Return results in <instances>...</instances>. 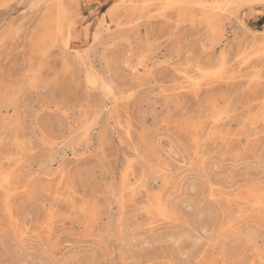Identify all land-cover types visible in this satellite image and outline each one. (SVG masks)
<instances>
[{
  "label": "snow or ice",
  "instance_id": "obj_1",
  "mask_svg": "<svg viewBox=\"0 0 264 264\" xmlns=\"http://www.w3.org/2000/svg\"><path fill=\"white\" fill-rule=\"evenodd\" d=\"M258 2L264 8V0ZM30 6L34 9L40 5L32 3ZM240 6L196 0H144L128 5L139 15L127 27L135 30L138 25L147 23L149 29H157L163 39L154 41L143 36L136 41L113 39L105 44L102 54L98 53L97 43L83 50L74 45L72 42L78 37L71 25L55 30L41 27L31 39V67L11 83L5 82V102L17 109L24 108L22 117L5 121V138L0 141V202L5 206L8 227L19 235L20 221L14 207L22 203H41L44 215L36 225V234L50 240L63 218L58 202L67 200L74 211L93 210L95 205L91 200L62 196L60 189L65 184L71 189L73 179L83 180L86 189L89 186L95 191L103 188L102 173L108 164L109 138L105 134L99 138V143H93L96 140L93 132L99 131L96 117L105 104L115 110L139 97L152 102V93H155L160 98L154 113L155 122L141 132L140 146L127 162L126 174L137 177L130 190L132 199L137 194L147 195L143 207L149 217L148 229L162 231L166 225L182 224L184 230L168 240L163 256L149 261L124 260L108 264H264V177L258 189L246 190L244 197L232 188L234 181L228 180L244 151L256 140L264 160V42L256 54L246 52L233 58L223 50L207 55L217 47H224L218 44L221 33L209 10ZM8 7V3H0V8ZM119 7L121 5H113V9ZM18 32V25L6 27L0 33V45L6 49L10 43H15ZM191 36L206 40L203 54L187 46L191 44ZM100 40L101 31L97 28L96 42ZM164 40L172 42L170 51L160 55ZM96 56L99 63L94 64ZM257 56L259 75L254 72L245 75V68H255L252 60ZM53 57L63 60L62 67L50 63ZM240 80L245 81L244 92L259 93L261 97L258 108L252 105L243 108V123L237 132L247 131L249 135L248 143L242 147L236 143V135L224 131L225 122L238 114L232 111L230 100L209 94L198 110H193L186 100L181 104L183 98L177 96L178 92L194 93L199 100L205 87L231 85ZM10 115L16 116L11 112ZM66 129H70V134ZM173 131L176 132L173 149L183 152L186 163L187 158H191L193 187L185 204L190 214L187 219L178 215L171 195L165 198L163 191L154 192L148 187L155 177L163 179L165 189L180 190L179 186L174 188L176 174L171 173L165 163L163 150L154 149L150 139L160 132L171 135ZM131 139L129 136V141ZM239 139L242 142L244 137ZM68 141L79 145L83 154L75 153L66 162L58 149ZM89 155L95 163H80ZM25 156L37 157L39 163V170L30 172L27 182L18 170V162ZM49 168L51 171H46ZM261 170L264 171V164ZM220 177L223 183L218 182ZM53 192L56 193L54 199ZM207 208L212 209L211 213L201 211ZM193 213L195 215H191ZM204 219L215 221L216 226L211 233L205 228L201 236L199 228ZM209 235L214 239L208 240ZM232 239L237 240L239 248L229 246ZM144 247L151 245L145 243ZM209 255L211 258L205 259ZM50 256L47 260H8L0 264H106L83 259L73 252L59 256L50 253Z\"/></svg>",
  "mask_w": 264,
  "mask_h": 264
},
{
  "label": "rangeland",
  "instance_id": "obj_2",
  "mask_svg": "<svg viewBox=\"0 0 264 264\" xmlns=\"http://www.w3.org/2000/svg\"><path fill=\"white\" fill-rule=\"evenodd\" d=\"M50 1L0 0V3L6 2L10 5L6 9L0 8V33L6 27L19 26L15 43H10L6 49L0 45V141L5 138L3 135L5 121L11 122L14 118H20L24 115L23 107L17 109L14 105L5 102V82L11 83L15 78L23 76L31 67V39L37 33L41 16ZM61 1L67 10L65 27L72 26L74 34L78 37L72 43L78 45L80 50L92 43H97L98 53L102 54L105 42L110 40L109 36H127L133 41L138 40L141 36L145 39L151 38L154 41L157 38L163 39L160 32L155 28L150 30L147 23L138 25L135 30L127 27V25L134 23L135 18L139 15L138 12L127 8L129 2L116 8L117 10L113 13L105 14L111 5L120 0ZM135 1L141 3V0ZM32 3L40 6L33 9L30 6ZM254 9L255 11L251 12L249 7L245 6L238 12L233 10L232 14H227L223 19L224 26L222 27L225 38L222 37L219 40L220 43L218 42L224 47L223 49L217 47L207 55H213L223 50H226L233 58L246 52L252 54L260 46L257 43L264 38L263 35L256 32L262 31L264 28V8L257 5ZM155 23L153 22V24ZM85 25L87 27H84ZM97 28L101 31L99 42H96ZM205 42V39L191 36V44L187 46L195 51H201L200 53L203 54L204 50H202L201 45ZM171 43V41L164 40L159 54L165 55L169 52ZM253 60L258 62L260 67L259 58ZM50 63L53 66L62 67L63 60L53 57ZM93 63H99V56L94 57ZM249 71L244 69L245 75L249 76ZM77 76L79 77V73ZM244 83L245 81L240 80L231 85L213 84L211 87H205L199 100L194 93L178 92L177 96L183 98L181 104L186 100L193 110H198L200 103L205 101L209 94L218 96L221 100H230L233 105L232 111L238 114L225 122L224 131L231 133L230 135H236V143L242 147L248 143L249 135L247 131L237 132L243 123V108L248 105L258 108L261 99L259 93L244 92L242 89ZM159 99L155 93H152V102L146 101L144 97H139L115 110L108 104L104 105L96 117L99 131L94 130L93 132V135L96 136L93 143H99V138L105 134L109 138V144L106 147L108 164L102 173L104 177L103 188L95 191L89 186L86 189L83 180L75 179L72 180L71 189L65 184L60 189V195L75 200L84 197V200H91L95 207L89 212H81L79 210L74 211L67 200L58 202L63 218L58 224V230L51 234L50 240L47 236L41 237L36 234V225L39 224L44 215L41 203L27 205L22 203L19 207H14L15 214L20 221L18 227L22 232L24 231L23 228L26 227L24 236H16L14 230H11L5 223V206L0 202V262L47 260L51 258L50 253L59 256L73 252L83 259L105 261L108 264V262L124 260L149 261L153 257L165 254L168 240L179 236L184 230L183 225H166L162 231L148 229L146 222L149 217L143 207L147 203V195L137 194L133 200L130 190L133 188L137 177L134 174H126L127 162L135 156L136 147L140 146L141 132L145 126L150 128L155 122L154 113L158 108ZM159 110L162 111L163 108L161 107ZM10 112L15 113L16 116H11ZM28 123L31 124L30 119ZM66 131L70 134V129H66ZM129 136L132 138L131 141H129ZM240 136L244 137L242 142L239 139ZM174 137H176L175 131L171 135L167 132H160L159 135H153L150 139L154 149L163 150L166 157L165 163L168 164L171 173L176 174L174 188L179 186L180 190L165 189L163 179L155 177L148 187L154 192L163 191L165 198L171 195L178 215L187 219L190 214L185 208V204L192 195L193 187L191 158H187L186 163L183 152L173 149ZM62 139L66 140L67 137H62ZM169 149L173 150L169 151ZM92 151L95 149L93 148ZM58 152L63 153L66 162L75 153L83 154L80 146H74L70 141L59 148ZM18 163V170L23 174L25 182H27L30 172L39 170L37 157L25 156L24 160ZM80 163L93 164L95 161L89 155L85 161ZM262 164H264V160H262L260 143L256 140L251 147L244 151L243 158L234 166L233 175L228 177L230 182L234 181L231 184L232 188L238 194L244 195L246 190L259 187L261 178L264 177V171L261 170ZM46 171H51V169ZM181 176L184 177L183 180H181ZM124 178L127 179L126 187L123 186ZM218 182L223 183V178L220 177ZM55 196L56 193L53 192L52 199ZM126 200H128L127 203H125ZM201 211L211 213L212 209L207 208ZM210 223L211 227L209 226ZM215 226V221L202 220L199 228L200 235L203 236L205 228L211 233ZM207 239L212 240L214 237L209 235ZM145 243H149L151 247L145 248ZM228 243L232 248H239L236 239H232ZM210 258V255L205 257V259Z\"/></svg>",
  "mask_w": 264,
  "mask_h": 264
},
{
  "label": "bare ground",
  "instance_id": "obj_3",
  "mask_svg": "<svg viewBox=\"0 0 264 264\" xmlns=\"http://www.w3.org/2000/svg\"><path fill=\"white\" fill-rule=\"evenodd\" d=\"M34 2H36V1H34ZM128 2H129V5L137 4V2L135 0H120L119 2H117V3L113 4V5H119V3H121V6H123L124 4H127ZM140 2L143 3L144 0H141ZM196 2H203V3H209V4H224V5H227V4H237V5H241L238 8H232V9L216 10V11L209 10V12L216 18L217 26H218V28L220 30V33H221V38L222 37L225 38V36L223 35V30H222L223 28L222 27L224 26L223 19L225 18V16L227 14H232L234 12L233 10H235V11L238 12L239 10H241L242 8H244L245 6L249 7V9L251 10V12H254L255 11L254 7L257 6V5H260L259 2H258V0H196ZM61 5H63V7H60ZM113 5H111V7H109V9L107 10V12L105 14H110V13H113L115 10H117V9H113ZM249 5H251V6H249ZM66 12H67L66 7L64 6V4L62 3L61 0H51L50 2L47 3V5L45 7V11H44V13L41 16V19H40L39 24H38V30L41 27H43V26H47V28L50 29V30H55L58 27H65V20L67 18ZM242 25H244V24H242ZM256 32L258 34L264 36V28H263L262 31H256ZM122 35H124V34H122ZM109 38H110V40H108L107 42H109V41H111L113 39H121V40L126 39V38L129 39L127 36H121V35L120 36H117V37L116 36H114V37L113 36H109ZM262 42H264V38L259 43H257V44L261 45ZM105 44H106V42H105ZM205 45H206V42L201 45L202 46V50H204ZM199 48H200V46H199ZM259 51H260V46L252 54L259 53ZM252 64L255 66V68L253 70H250L249 71V76L252 75L253 72L256 75H259V71H258L259 70V63L258 62L256 63V62H254V60H252ZM246 69L249 70L248 68H245V70ZM126 182H127V179L124 178V182H123V186L124 187H126ZM252 189H258V187H253V188H250L249 190H252ZM246 195H247V193L245 191V194L244 195H241V197H244ZM25 229H26V227L23 228L24 231L22 232L21 229L19 228V231H20V234L19 235L17 234L16 231H14V233H15L16 236H20V235L21 236H24L25 235Z\"/></svg>",
  "mask_w": 264,
  "mask_h": 264
}]
</instances>
